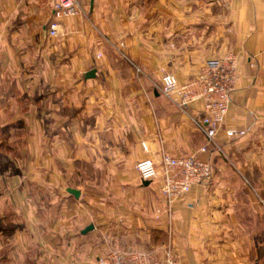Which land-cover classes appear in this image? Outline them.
Masks as SVG:
<instances>
[{"label": "crops", "instance_id": "0c3cea01", "mask_svg": "<svg viewBox=\"0 0 264 264\" xmlns=\"http://www.w3.org/2000/svg\"><path fill=\"white\" fill-rule=\"evenodd\" d=\"M80 3L54 37L51 0H0V264H96L115 249L264 264V0ZM230 53L224 127L247 134L223 129L203 151V102L182 110L159 87ZM164 153L210 160L212 182L168 204L136 170Z\"/></svg>", "mask_w": 264, "mask_h": 264}, {"label": "built area", "instance_id": "2783aa9c", "mask_svg": "<svg viewBox=\"0 0 264 264\" xmlns=\"http://www.w3.org/2000/svg\"><path fill=\"white\" fill-rule=\"evenodd\" d=\"M52 17L48 34L61 35L62 21L83 14L80 0H51ZM238 80V58L230 53L219 60H211L202 65L197 74L189 81L180 82L172 73H164L159 87L160 93L169 101L186 110L194 102H203L204 110L192 121L201 132L207 147L216 142L232 101V93ZM228 138L246 136V130L227 128ZM144 150L147 145L142 143ZM136 170L143 181L159 182L160 192L168 204L183 199L195 185H208L214 178V166L210 160H203L196 155L172 156L164 153L159 162L144 158L136 163ZM96 264H181L168 253L164 259H153L151 254L140 251L109 250L100 256Z\"/></svg>", "mask_w": 264, "mask_h": 264}, {"label": "water", "instance_id": "95a60500", "mask_svg": "<svg viewBox=\"0 0 264 264\" xmlns=\"http://www.w3.org/2000/svg\"><path fill=\"white\" fill-rule=\"evenodd\" d=\"M95 74V70L91 71L88 75L91 76V75H94ZM146 183H149V181H145ZM69 192L74 194L75 196L79 197L80 196V191L77 190V189H74V188H70L69 189ZM92 229H94V225L91 224L89 225L88 227L85 228L84 230V233H87L89 231H91Z\"/></svg>", "mask_w": 264, "mask_h": 264}]
</instances>
